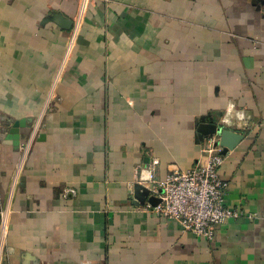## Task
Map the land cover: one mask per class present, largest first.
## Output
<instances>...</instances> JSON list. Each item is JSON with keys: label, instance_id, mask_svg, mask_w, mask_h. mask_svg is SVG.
Segmentation results:
<instances>
[{"label": "crops", "instance_id": "0c3cea01", "mask_svg": "<svg viewBox=\"0 0 264 264\" xmlns=\"http://www.w3.org/2000/svg\"><path fill=\"white\" fill-rule=\"evenodd\" d=\"M201 119L244 135L213 240L132 196ZM0 264H264V0H0Z\"/></svg>", "mask_w": 264, "mask_h": 264}, {"label": "built area", "instance_id": "2783aa9c", "mask_svg": "<svg viewBox=\"0 0 264 264\" xmlns=\"http://www.w3.org/2000/svg\"><path fill=\"white\" fill-rule=\"evenodd\" d=\"M201 154L204 161L198 159L189 169H174L162 179L151 176L149 195L159 201L146 200L142 206L154 216L178 220L183 231L212 240L227 219L241 217L243 210L225 204L227 183L218 174L224 157L215 137L204 142Z\"/></svg>", "mask_w": 264, "mask_h": 264}, {"label": "water", "instance_id": "95a60500", "mask_svg": "<svg viewBox=\"0 0 264 264\" xmlns=\"http://www.w3.org/2000/svg\"><path fill=\"white\" fill-rule=\"evenodd\" d=\"M31 125V120L27 119H17L11 123V126L8 129V138L11 139L12 145L15 149L19 147L21 140V134L16 132V129L31 128ZM197 132L202 137L203 142L210 137H215L216 144L221 147L222 153L236 147L244 137L238 129L228 128L212 120L206 121L204 119H201V121L197 124ZM149 194V188L147 185L140 181L133 184V204L136 203L142 205L146 200L152 204H156L159 201V198Z\"/></svg>", "mask_w": 264, "mask_h": 264}, {"label": "rangeland", "instance_id": "374dc122", "mask_svg": "<svg viewBox=\"0 0 264 264\" xmlns=\"http://www.w3.org/2000/svg\"><path fill=\"white\" fill-rule=\"evenodd\" d=\"M205 142H206V140H205ZM217 146H219V145H217ZM219 147H220V146H219ZM220 153H221V155H223V157H224V159H225V154L221 152V147H220ZM218 174H219V169H218ZM219 176H220V175H219ZM221 179H222V178H221ZM222 180H223V179H222ZM223 181H224V180H223ZM224 182H226V181H224ZM226 183H227V182H226ZM217 232H218V230L216 231V233H217ZM215 236H216V234H215ZM204 238H205V237H204ZM214 238H215V237H214ZM214 238H213V239H214ZM206 239H208V238H206ZM213 239H212V240H213ZM208 240H210V239H208Z\"/></svg>", "mask_w": 264, "mask_h": 264}]
</instances>
